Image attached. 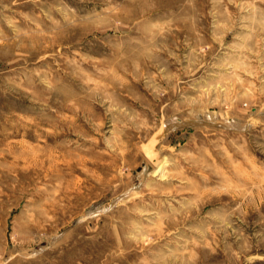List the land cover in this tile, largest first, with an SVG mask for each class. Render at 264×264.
<instances>
[{"label": "rangeland", "instance_id": "374dc122", "mask_svg": "<svg viewBox=\"0 0 264 264\" xmlns=\"http://www.w3.org/2000/svg\"><path fill=\"white\" fill-rule=\"evenodd\" d=\"M0 264H264V0H0Z\"/></svg>", "mask_w": 264, "mask_h": 264}]
</instances>
